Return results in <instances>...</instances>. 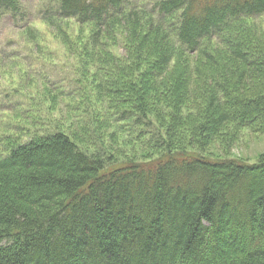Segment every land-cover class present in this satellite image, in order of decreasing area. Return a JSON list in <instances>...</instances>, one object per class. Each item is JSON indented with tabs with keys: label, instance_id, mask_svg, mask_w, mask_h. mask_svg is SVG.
<instances>
[{
	"label": "trees",
	"instance_id": "16d2710c",
	"mask_svg": "<svg viewBox=\"0 0 264 264\" xmlns=\"http://www.w3.org/2000/svg\"><path fill=\"white\" fill-rule=\"evenodd\" d=\"M1 11L23 25L29 19L22 0H0ZM262 14L264 0H159L151 9L129 0H52L41 21L95 24L85 66L113 102L103 105L112 123L136 126L153 156L119 161L90 152L38 115L22 126L7 122L14 137L0 131V264H264V154L249 163L179 147L188 63L167 79L179 52L198 54L191 78L206 92L192 146L208 149L233 121L264 132V47L250 25ZM32 27L25 29L34 40ZM117 27L134 75L105 49ZM39 76L57 95L82 91ZM29 102L12 111L29 112ZM155 102L173 106V122L153 113Z\"/></svg>",
	"mask_w": 264,
	"mask_h": 264
},
{
	"label": "rangeland",
	"instance_id": "374dc122",
	"mask_svg": "<svg viewBox=\"0 0 264 264\" xmlns=\"http://www.w3.org/2000/svg\"><path fill=\"white\" fill-rule=\"evenodd\" d=\"M158 1L130 0L135 5L149 8L154 7ZM22 2L29 18L25 25L17 22L12 13L0 12V131L14 137L11 134L12 131L6 128L7 122L18 123L22 126L26 122L23 117H37L38 115L46 120L47 124L53 122L66 130L90 152L103 151L108 154L106 157L111 153L112 158L119 161L141 160L153 156L137 140L135 135L138 128L136 126L129 124V126L121 127V122L114 124L113 121L112 123L103 106L112 101L104 98L100 93L99 73L95 68L87 69L85 66L84 59H89L92 53L85 46L97 37L98 29L95 24L83 23L75 18H59L54 23L43 22L41 21L42 14L51 5L52 0H22ZM250 22L253 34L257 35L264 47V14L254 16ZM28 25L36 28L32 33L34 40L25 29ZM121 29L122 27H117L114 29L115 32L111 31L114 32L113 37H108L111 39L109 42L105 41V49L110 51L115 58L121 59L117 61H119V66H123L124 73L134 75L135 61L131 60V54L120 39V34L123 33ZM170 39L180 49L175 39L173 37ZM179 54L174 63L175 67L167 77L171 81L175 77L173 72L180 75V65L188 63L191 82H186L189 94L184 102V116L187 125L177 129L176 133V136L187 137L185 140H176L179 147L191 151L198 150L212 158L239 159L249 163L258 161L264 154V132L246 126L240 127L237 121L226 126L208 149L199 148L195 144L191 145L189 134L191 124L201 118L200 107L203 106L205 97L203 93L206 90L202 88L201 83H198V78H191L192 72L195 76L197 73L195 65L199 59L198 54L193 52H179ZM124 64L129 66V70ZM40 72L55 75L60 86L66 88L73 85L80 88L82 86V91L72 97L57 95L55 90L45 84L46 80L41 79ZM77 80H82L81 84H78ZM163 92L165 91L161 94ZM23 100L28 103V107L31 100L33 108L30 111H33V114L28 115L30 112L28 110L21 111V115L12 111L17 101L22 103ZM154 104V106L159 105L153 112L155 115L158 114L159 117L165 114L163 116L166 117L165 123L173 122V119H170L174 114L173 106L163 102ZM127 130L133 133L128 134ZM93 131L94 135H92ZM162 131L166 132V128Z\"/></svg>",
	"mask_w": 264,
	"mask_h": 264
}]
</instances>
